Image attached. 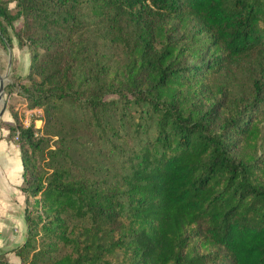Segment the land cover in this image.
<instances>
[{
	"label": "trees",
	"instance_id": "1",
	"mask_svg": "<svg viewBox=\"0 0 264 264\" xmlns=\"http://www.w3.org/2000/svg\"><path fill=\"white\" fill-rule=\"evenodd\" d=\"M11 32L17 264H264V0H0Z\"/></svg>",
	"mask_w": 264,
	"mask_h": 264
},
{
	"label": "crops",
	"instance_id": "2",
	"mask_svg": "<svg viewBox=\"0 0 264 264\" xmlns=\"http://www.w3.org/2000/svg\"><path fill=\"white\" fill-rule=\"evenodd\" d=\"M2 119L11 122L7 109ZM8 129L0 127V159L5 166H0V253L9 264H17L18 256L10 251L19 245L26 236V225L23 218L24 197L21 192L22 161L18 145L8 137Z\"/></svg>",
	"mask_w": 264,
	"mask_h": 264
},
{
	"label": "rangeland",
	"instance_id": "3",
	"mask_svg": "<svg viewBox=\"0 0 264 264\" xmlns=\"http://www.w3.org/2000/svg\"><path fill=\"white\" fill-rule=\"evenodd\" d=\"M9 6L13 7L14 2H11ZM10 34L12 37L11 44H7L4 41L0 42V72L7 75L4 88L6 98L5 109L11 114V111L8 108L9 105L13 112H19L20 118L25 125L34 122L36 126H40L41 110L38 108H25L26 101L20 94L19 89L16 88V86H13V88L9 86L12 82H23L22 77L29 69V52L25 47H19L14 34L12 32ZM11 118V122H13L12 114ZM5 122L9 121L2 119L1 116L0 124L4 125ZM4 161V159H0V166H5Z\"/></svg>",
	"mask_w": 264,
	"mask_h": 264
},
{
	"label": "water",
	"instance_id": "4",
	"mask_svg": "<svg viewBox=\"0 0 264 264\" xmlns=\"http://www.w3.org/2000/svg\"><path fill=\"white\" fill-rule=\"evenodd\" d=\"M6 74L0 72V117L2 116L6 108V98L4 94L5 81L7 79Z\"/></svg>",
	"mask_w": 264,
	"mask_h": 264
},
{
	"label": "built area",
	"instance_id": "5",
	"mask_svg": "<svg viewBox=\"0 0 264 264\" xmlns=\"http://www.w3.org/2000/svg\"><path fill=\"white\" fill-rule=\"evenodd\" d=\"M17 139V136H15V140Z\"/></svg>",
	"mask_w": 264,
	"mask_h": 264
}]
</instances>
